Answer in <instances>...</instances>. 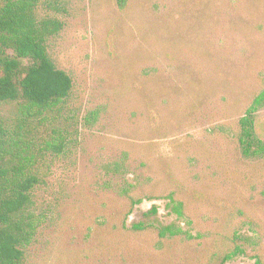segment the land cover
Wrapping results in <instances>:
<instances>
[{"label":"rangeland","instance_id":"1","mask_svg":"<svg viewBox=\"0 0 264 264\" xmlns=\"http://www.w3.org/2000/svg\"><path fill=\"white\" fill-rule=\"evenodd\" d=\"M58 18L65 29L49 51L74 89L34 130L65 131L67 147L39 156L46 221L31 264H209L236 234L253 237L248 257L227 264L264 261V158L245 159L235 139L264 90V0H130L124 11L115 0H69ZM131 199L141 203L129 214ZM137 223L183 234L125 231Z\"/></svg>","mask_w":264,"mask_h":264},{"label":"trees","instance_id":"2","mask_svg":"<svg viewBox=\"0 0 264 264\" xmlns=\"http://www.w3.org/2000/svg\"><path fill=\"white\" fill-rule=\"evenodd\" d=\"M129 3L115 0L120 11ZM68 5L69 0H0V107L16 106L11 118L0 112V264H31L30 252L46 221L36 201V191L46 175L39 156L42 150L58 155L67 147L65 131L52 129L38 138L34 130L60 115L74 89L71 76L56 65L49 51V42L65 29L58 17L68 13ZM263 108L264 90L237 122L236 143L248 160L264 158V120L258 117ZM111 166L114 171L122 167L118 163ZM169 202L171 212L183 218L182 203L172 196ZM131 203L129 214L141 201L131 199ZM158 214L156 206L148 213L153 217ZM247 224L254 225L253 221ZM124 229L142 233L155 227L137 223L130 229L125 224ZM155 230L160 241L183 234L174 225ZM252 239L234 235L232 248L214 253L209 264L248 257L244 244ZM251 258L255 264H264L259 256Z\"/></svg>","mask_w":264,"mask_h":264}]
</instances>
